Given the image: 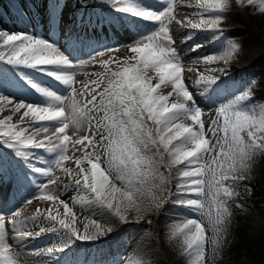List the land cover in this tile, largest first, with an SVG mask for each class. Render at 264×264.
Returning a JSON list of instances; mask_svg holds the SVG:
<instances>
[{
    "label": "snow or ice",
    "instance_id": "obj_1",
    "mask_svg": "<svg viewBox=\"0 0 264 264\" xmlns=\"http://www.w3.org/2000/svg\"><path fill=\"white\" fill-rule=\"evenodd\" d=\"M232 2L188 0L187 6L198 11L178 19L176 0H110L108 6L116 16L103 23L123 25L138 20L152 24L147 34L141 33L123 46L130 55L121 59L112 56L121 46L93 47L88 59L77 60L69 50L71 35L62 48L35 34L0 30V62H6L14 70L21 69L20 82L14 86L27 88L39 97L37 102H27L0 92V114L6 109L11 112L0 118V145L14 150L15 155L31 165L29 171L37 177L34 200L63 207V214L58 209L53 214V207H49L46 215L38 208L35 216L24 220L17 219L20 211L12 212L7 223L12 226L17 247L23 249L25 241L46 231L56 233L62 229L69 240L88 242L111 232V228L90 218H86L83 230L75 226L77 216L73 206L51 188L60 179L56 175L59 170L72 178V185L65 188L75 187L84 193L74 197L73 204L106 209L125 223L129 211L139 214L144 210L145 196L147 207L158 209L163 197L157 192H168L166 203L195 214L170 226V239L181 241L189 264H207L209 242L213 256L219 252L221 233L226 231L225 225L232 217L230 204L240 196L237 182L248 179L257 159L264 158V105L251 102L255 84L251 81L239 94L217 106L206 127L204 110L184 82L185 65L173 46L176 41L171 25L175 22L182 28L212 31L222 37L220 23ZM235 2L256 5L264 13V0ZM79 23L81 27L93 25L90 19ZM187 38L192 39V34L188 33ZM75 40L83 45L91 37L84 34ZM199 47L195 45L194 50ZM239 49L237 42L228 41L221 55L205 56L202 62L206 66L216 61L228 63ZM97 65L102 71L85 73L87 80L77 79V69ZM216 71L224 69L207 68L208 74L199 73L196 85L206 88L217 85L219 77L211 74ZM40 75L52 79L68 95L46 85L38 79ZM169 87L171 90L165 94L164 89ZM17 114L19 119L14 122ZM189 120L190 124L185 123ZM70 128L74 129L72 135ZM81 130L86 134L81 135ZM41 149L43 152L36 151ZM45 153L50 157H45ZM69 161L74 168L67 166ZM172 168L179 174L174 190L168 187L173 179ZM186 195L196 198H184ZM33 199L25 203L31 204ZM41 216L53 226L33 232L30 225H36ZM206 223L213 233L211 239ZM67 247V243L53 246L46 249V254L54 257ZM0 264H20L19 253L8 242L3 214H0ZM131 264L146 262L136 259Z\"/></svg>",
    "mask_w": 264,
    "mask_h": 264
},
{
    "label": "rangeland",
    "instance_id": "obj_2",
    "mask_svg": "<svg viewBox=\"0 0 264 264\" xmlns=\"http://www.w3.org/2000/svg\"><path fill=\"white\" fill-rule=\"evenodd\" d=\"M25 1L31 3L32 0H0V30H5L8 31L9 33L14 31H20L15 28L16 26L13 28L10 27V25L8 26L6 19H8L11 14L16 18H20L19 15L21 14L25 18H20V19L26 20L28 19V17L41 16L43 12L42 10L46 11L48 9L47 6L45 5L47 4V2H49V0H39L38 2L31 3V6L28 5V2L26 4ZM78 2L79 0H64L63 3L56 6L58 8L57 11L66 12L65 14L74 15L77 8L76 3ZM192 2L194 3L195 0H192ZM108 3H106V5L104 6L106 8L105 11L110 9ZM187 4H188V0H176V14L178 19H183V17L185 16H192L191 14L192 12L198 11V9L197 8L195 9V7H188ZM53 7L56 8L55 5H53ZM110 11L109 14L111 13L116 14L114 11L112 10ZM100 12L103 11L100 9ZM224 15L225 18L220 23V29H222L223 32H225L226 28L228 27L237 28L238 30L235 31L233 34L231 33L232 35L231 34L223 35L222 37L219 34H214L212 31H208L205 34V41L210 44L215 43L216 41L219 42L217 44V49L213 52L212 51L208 52L205 56L221 55L225 50V46L228 41L237 42L240 45L239 52L232 59H230L228 63H224V61H216L215 63L207 66H204L205 64H202L201 66H198L197 64L194 65L199 70V72L201 71L200 73H204V74H208L206 72L207 68L210 69L223 68L224 69L223 72L216 71L211 74L219 77L218 82L225 79H229L227 85L228 87L230 86L233 87L231 88L233 90H231L224 98L213 100L214 103L213 101H211L210 104L206 106L204 105L205 108H202L203 107L202 104L199 105L203 110L205 109L203 118L205 119L206 124L210 118H214L215 116L214 113L216 111L214 112L211 111V108L216 107L217 104L219 105L221 103H224L228 99L232 98L234 95L239 94L246 87H248L251 81H254V78L249 73L250 68L256 67L258 70L264 71V13H260L258 11V6L256 5L249 6L246 3L244 5H241L236 3L235 0H233L227 12ZM54 16L56 15L52 14L49 20L52 21ZM81 16L83 17V14ZM95 22L96 21H93V25H96ZM56 23L57 21L52 26L61 27L59 23L57 24ZM116 25L118 26L119 29L123 30V33H125L126 31L130 34L129 38H127L125 42L110 43L109 45L105 46V47H113V48L117 46H121L118 52L112 53V56H114L117 59H121L125 57V55L122 54V49L124 45L132 43L133 39L135 37H138L141 33L147 34L150 28L152 27V24L150 22H140L138 20H136L135 22L129 21L123 25L117 23ZM36 26L38 25L34 23L27 25V27L32 28V30L36 29ZM85 28L88 29L90 27L85 26ZM105 28L109 32H112L114 35H116L114 30L109 29V27L107 26H105ZM171 28H172V35L175 41L177 39H182V40L187 39L188 33H191L193 38L198 37V35L200 34L199 32H201V31L197 32V30H192V29L190 31L189 28H183L184 29L183 31L182 27H180L175 22L171 25ZM175 28H176V32H174ZM179 30H181L182 32ZM75 31L76 30H73L72 32ZM70 33L71 32L68 33L61 32V33H57L55 38L45 37V39H48L49 41H54L58 45L60 43L59 46L63 48L66 44L69 43L67 37L70 35ZM177 34L178 36H176ZM75 38L76 37L73 36V40H72L73 42L71 44H76ZM203 43L204 42H202L201 40L197 41L193 43L191 46L182 49V52L185 54L189 53L194 49L195 45H201ZM173 46L177 47V44L175 43ZM74 58L77 60L88 59L85 56H77ZM196 59L197 57H194L192 58L191 61H196ZM86 69L87 70L89 69V71L91 70L90 71L91 73L93 71L95 72L102 71V69L98 65L94 67L83 68V72L84 70L86 71ZM81 71L82 70L80 69L77 72L79 73ZM89 71L87 73H89ZM18 72L19 70L17 69L14 70L13 66L7 65L6 62H0V92H3L4 94H7L11 97H21L27 102H37L39 97L36 94H34L31 90L27 88L19 89L18 87L14 86L16 83L20 82V77ZM88 78L89 77L85 79L87 80ZM38 79L44 82L46 85H50L53 89L57 90L59 94L68 95L67 91L57 83L50 80H46V78L43 79V77H38ZM51 82L53 84H51ZM254 86L255 85L252 86L253 99L251 102L257 106L264 105V89H255ZM189 90L190 91L192 90L193 92L194 91L199 92L203 90V86L198 87L196 85L192 89L189 88ZM8 114H11V112L7 109L2 114H0V117L2 118V116H6ZM185 123L190 124L191 121L190 120L185 121ZM68 131H69V135H71L74 129L70 128ZM83 132L84 131L81 130L80 134L81 135L86 134ZM4 147L6 146L0 145V149H1L0 160L3 161V165L0 166V190L3 192L0 194V202L1 203L6 202L5 199L7 196H9V194H11V192H13L11 196L16 198V200H14L13 197L12 199L7 198V200L10 201V203L8 202L9 206L13 207L12 208L13 210H11L10 213H2V210L0 209V214L5 215L7 219L12 212L16 211V209L27 205V203H25L26 200L33 199V197L37 195V187H36L37 177L34 176L28 169L20 168L19 171L21 170L20 171L21 173H18V171H16L15 168L13 169L14 166L12 164H10L6 160H3L5 156L10 155L12 157H15L16 162H19V164L22 165L28 164V162L25 159H23L22 157L19 158V156L15 155L14 150H10V151L2 150ZM38 151L39 150H37V152ZM39 152H43V150L41 149ZM70 154H71V149H70ZM45 155L46 157L50 156L47 153H45ZM76 155L78 156L80 155V153L77 152ZM165 159L167 160L168 158L165 157ZM28 165L29 167H31L30 164ZM67 166L73 168L75 167L71 161L67 163ZM160 170L165 171L164 168H161ZM19 175L25 177V179L23 178L19 179L20 178L18 177ZM56 175L57 176L59 175L60 177L61 175L63 176L64 174H59L56 172ZM178 175L179 174L177 169L174 170V168H172L173 183H171V185L168 186L169 189L171 190L175 189V185L177 183L176 178H178ZM62 176L57 181L58 183L51 186L52 190L57 194H59L60 199L66 200L67 198L66 201H68L69 203L70 201L73 202L72 199L73 197H76L80 194L84 195L83 192H78L75 187L65 188V185H72L73 181L71 177L65 175L63 177ZM40 179L45 180L46 178L41 177ZM247 180L264 183V158L257 159L252 171L248 174ZM12 181H15L14 186L10 184ZM156 183L159 182L156 181ZM15 192H17V195L15 194ZM157 195L163 197V199L160 201L161 204L160 208L157 209L155 207L152 208L147 207L148 197L145 196L144 210H142L139 214L136 213L135 210L129 211L127 214L128 215L127 223L120 221L118 217L110 213L111 216V221L109 222L111 223L110 226L111 232H109L110 234L109 235L106 234L105 236L100 237L98 241H93V243H95L93 245L92 243L87 242L86 245H82L80 247L77 245L73 246L70 244L71 242L74 241L73 238H71V240L69 241L68 234L61 229L62 231L56 233H51V234L47 233V235L50 236L48 237L44 236L42 238H39L35 242V244H33V246H30L25 250L15 249L13 251L19 253L20 264H56L57 260H59V264H78L79 262H86L87 260L84 258V255L87 257L92 252L94 254L96 251L95 249L97 248L99 249L105 248V249H109V251L110 249L111 251L113 250L112 255H110L107 251L102 254H100L99 252L100 255L98 254L102 258L106 254H109L111 264H118L123 261H127L126 264H131V262L135 261L136 259L144 261L146 262V264H189L188 258L185 255H183V245L181 241L179 239L176 240L170 239V226L178 222L184 216L191 217L194 216L195 214L188 212L187 209L178 208L171 203H166L165 201L168 200V192H163V193L157 192ZM184 198H196V197L194 195H186ZM117 199H119L118 194H117ZM172 199H175V196H173ZM12 200L15 202L11 203ZM44 202L48 203V201H44ZM71 202L70 204L74 207L75 212L79 211L80 208L82 209V212H84L86 216L85 218L96 219V215L99 214L100 211L101 212L105 211L108 213L106 209H101L95 205L81 206L80 204H73ZM205 203L207 206L208 204L207 199L205 200ZM237 204L241 205L242 207H237L236 213H234L231 210L232 217L230 221H228L225 225L226 231L221 233V237H220L221 248L219 252L215 256H213L211 243L209 242V244L207 245V251H206L207 264H245L246 262H248V258L242 254L235 255L233 253L227 252L228 248L235 243L237 239L236 236L237 229L240 226L245 227L249 236H258L260 234H264V210L261 209L253 210L247 205L246 201L238 202ZM92 206L93 208H91ZM50 223L51 221H48L44 218V220L39 219V222L36 225H30V227L33 232L36 230H37L36 232H38L41 226L47 229ZM86 223L87 221L85 222V224ZM84 225L82 227L79 225L77 226L75 225V226L83 230ZM205 226L208 229V237L209 239H211L213 233L211 229L208 228L207 223L205 224ZM11 227L12 226L10 227L8 226L7 228L6 225V229L8 230L9 237L14 235V233L11 232ZM61 239L64 240V242ZM99 241L103 242L102 244L103 247L99 246L101 244V243H97ZM59 242L61 243V245L67 243L68 244V247L66 248L67 250H65L64 253L56 254V256L54 257L48 256L46 254V249L53 246H61ZM43 246H45V249H42V253L39 254L41 256L35 255L34 252L38 248H41ZM96 260L97 262L99 261V259Z\"/></svg>",
    "mask_w": 264,
    "mask_h": 264
},
{
    "label": "bare ground",
    "instance_id": "obj_3",
    "mask_svg": "<svg viewBox=\"0 0 264 264\" xmlns=\"http://www.w3.org/2000/svg\"><path fill=\"white\" fill-rule=\"evenodd\" d=\"M33 1V2H32ZM31 3H35V2H38L39 0H32ZM26 4L28 1H25ZM64 0H49V4H50V7H48V9L46 11L42 10V15L41 16H38V17H28V19L26 20H21L20 18H16L14 17L12 14L10 15V17L8 19H6V22L8 24V26L10 25V27H15L17 30H20V31H14V32H11V33H21V31H24L25 33H28V34H35L37 37H41V38H45V37H51V38H55L56 34L57 33H68V32H71L70 35L73 37H83L84 34H86L87 36L91 37V40H88L86 41L85 44H80V43H77L75 41L76 44H71L70 47H69V50L72 52V56L73 57H77V56H85L88 58L89 56V53L92 51V48L93 47H105L107 45H109L110 43H116V42H125L127 40V38H129L130 34L128 32L125 31V33H123V30L119 29L118 26L116 25L117 23H115L114 25L112 24H107V23H103L104 21L106 20H110L112 19L114 16H116V14L114 13H111L109 14V11L111 9H108L107 11L106 8H102L100 6V3H104L105 0H79L78 3H76L77 5V8H76V12L74 15H71V14H65L66 12H61V11H57L58 8L56 6L60 5L61 3H63ZM108 2H110V0H108ZM149 2H151V0H149ZM31 3L28 2V5L31 6ZM53 5H55V7L57 8H54ZM100 9L103 11V12H100ZM196 9V8H195ZM30 10V9H29ZM40 10V8H39ZM30 12V11H29ZM111 12V11H110ZM195 12H192L191 14H193ZM52 14H55L56 16H54L53 20H49L50 16ZM83 14V17L81 16ZM29 16H30V13H29ZM84 20V21H87V20H93V21H101L102 23H100L99 25H92L90 28L86 29L85 27H81L80 25V21L81 20ZM57 21V23H59V25H61V27H53L52 25ZM31 23H34L38 26H36V29H33L32 28H28L27 25L31 24ZM56 23V24H57ZM105 26L109 27V29H112L115 31V34L114 35L112 32H109ZM146 27V26H144ZM35 28V27H34ZM95 28V31H93L92 29ZM102 28V29H100ZM64 29V30H63ZM99 29V31H98ZM183 29V28H182ZM181 29V30H182ZM73 30H76L75 32H72ZM179 30V31H181ZM189 30V29H187ZM238 29L237 28H232V27H228L226 28V31L223 32V35H229V34H233L235 31H237ZM61 31V32H60ZM184 31V29H183ZM191 31V29H190ZM198 31H201L199 32L200 34L198 35V37H194L192 39H177L176 40V44H177V51L180 53V56L182 58V60L184 61V65H185V71L183 73V77H184V82L185 84L190 88L192 89L193 87L196 86V83L195 81L198 79V75L199 73V70L197 71V68L194 66V65H198V66H201L202 64H204L202 62L203 60V57H205V55L208 53V52H213L217 49V44L219 41H216L215 43H208L205 41V34L208 32L207 30H197ZM176 32V28H175V31ZM182 32V31H181ZM74 33V35H73ZM231 34V35H232ZM236 34V33H235ZM178 36V34L176 35ZM131 38V37H130ZM202 41L204 42L203 44H201V47H199L198 49H193L191 52L189 53H183L182 52V49H184L185 47H189L191 46L193 43L197 42V41ZM179 42H180V45H179ZM130 44V43H129ZM128 45V44H126ZM122 54L126 56L130 55V52L127 50L126 47H123L122 49ZM123 56V55H122ZM194 57H197L196 61H191L192 58ZM83 58V57H82ZM186 60V61H185ZM206 66V65H204ZM188 68H192L193 71H188L187 69ZM91 69V68H90ZM19 70V72L21 71V69H17ZM80 70V69H79ZM77 70V71H79ZM82 71L78 73L77 75V79L78 80H86L85 78H87V76L85 75V73H87L89 71V69L86 71L84 70L83 72V69H81ZM23 71H29L27 69H23ZM91 71V70H90ZM89 71V73H91ZM18 72V73H19ZM95 72V71H93ZM39 77H43L46 78V80H50V81H53L52 79L48 78L47 76L45 75H40ZM229 81V79H225V80H222V81H219L217 82V85H211L209 87H205L204 85H197L198 87L200 86H203V90L202 91H192L191 92L193 93V96L195 97L196 101H197V104L198 105H201L202 104V108H205L206 105L210 104L211 101L213 100H217V99H221V98H224L231 90V88H233L232 86L228 87L227 85V82ZM54 82V81H53ZM153 83H155V81H153ZM51 84H53L51 82ZM170 87L169 88H165L164 89V92L165 94L170 91ZM173 100L176 99L175 96L172 97ZM38 101V100H37ZM214 103V101H213ZM205 105V106H204ZM217 106L218 104L216 105V107H213L211 108V111H216L217 109ZM201 107V106H200ZM208 108V107H207ZM7 110V109H6ZM205 110V109H204ZM209 111V110H208ZM210 113V112H209ZM215 114V113H214ZM9 115V114H8ZM213 115V114H212ZM207 116V115H206ZM3 117V116H2ZM1 118V117H0ZM210 118V117H209ZM19 119V116L16 115L14 116L13 120L14 122L17 121ZM27 119V118H26ZM208 119V118H207ZM206 127H207V124H206ZM85 133V132H83ZM72 135V134H71ZM2 150L4 151H10L12 149H9L7 147H4ZM1 151V149H0ZM3 151V152H4ZM28 151V150H26ZM37 151V150H36ZM40 151V150H39ZM38 151V152H39ZM70 154V153H69ZM45 155V154H44ZM46 157V155H45ZM48 157V156H47ZM50 157V156H49ZM20 158V157H19ZM3 160H6L8 161L10 164H12L14 167L13 169L15 168L16 171H18V173H21L19 171V169H28L29 170V165L26 164V165H22V164H19V162H16V158L15 157H12L10 155H7L5 156V158ZM69 163V162H68ZM3 165V161L0 160V166ZM22 165V166H21ZM8 166V165H7ZM176 168H174L175 170ZM57 173L59 174H63L62 172H60L59 170L56 171ZM59 176V175H58ZM62 176V175H61ZM60 176V177H61ZM64 176V175H63ZM62 176V177H63ZM18 177H20L19 179L23 178L25 179V177L19 175ZM14 180V178H13ZM18 181V180H17ZM27 181V180H25ZM15 181H12L10 184L11 185H15L14 183ZM4 183V181H3ZM18 183V182H17ZM58 183V182H57ZM173 183V182H172ZM76 192V191H75ZM3 193L1 190H0V194ZM13 194V192H11V194H9V196L6 197V202H0V209L2 210V213H10L11 210H13L11 206H9L8 202L10 203V201L7 200V198H11L13 196H11ZM15 194L17 195V192H15ZM83 194V193H82ZM81 195V194H80ZM72 197V196H71ZM77 197V196H76ZM74 198V197H73ZM72 198V199H73ZM14 200H16L15 197H13ZM67 200V198H66ZM64 200V201H66ZM15 201H11V203H13ZM68 203V201H66ZM71 202V201H70ZM69 202V205L72 206ZM73 203V202H71ZM49 207H53L54 209V213L55 214V210H59V212L61 214H63V207L60 206V205H55L53 204L52 202H44V201H37V200H34L31 204H27L23 207H20L18 209H16V211H20L21 215L20 217H18L17 219L18 220H24V219H28V218H31L33 216L36 215V209H40L42 212H45V210ZM74 208V207H73ZM76 208V207H75ZM78 208V206H77ZM93 208V206L91 207ZM95 208V206H94ZM78 210V209H77ZM98 210V208H97ZM75 211V210H74ZM94 211V210H93ZM103 211V210H102ZM108 211V210H107ZM91 212V211H90ZM97 212V211H96ZM76 216H77V223H76V226L79 225V226H83L85 224V222L87 221L86 220V216L84 214V212H82V209L80 208L79 211H76ZM110 213L108 211L105 212H99V214L96 215V219L97 222H99L103 227L105 228H110L111 226V223H109L111 221V216H110ZM96 214V213H95ZM45 215H46V212H45ZM93 217V216H92ZM10 219V216L6 219V225H7V228L8 226L10 227L11 224L10 223H7V221ZM39 219H43V216H41ZM88 222V221H87ZM52 223V222H51ZM47 224L49 227L48 228H51L53 226V224ZM42 224V223H41ZM42 227V226H41ZM47 228V229H48ZM38 229V228H37ZM37 231V230H36ZM34 231V232H36ZM62 231V230H60ZM10 232V231H9ZM12 232V231H11ZM64 232V231H63ZM47 233L51 234L53 232H48L46 231L44 234L40 235L39 237H32V238H29L27 241H25V245L26 247H24L23 249L17 247V243H14V235L12 236H8V242H10V244L12 245V249L15 250V249H18V250H25L27 248H29L30 246H33V244H35V242L39 239V238H42V237H48L50 235H47ZM110 233H107V235H109ZM53 235V234H52ZM103 237V236H102ZM100 239V238H99ZM60 240V239H59ZM62 240V239H61ZM68 240V238H67ZM74 242H71L70 244L71 245H77V246H82V245H86V243L88 241H75V239L73 238ZM64 242V240H62ZM70 241V240H69ZM98 241V240H97ZM40 242V241H39ZM61 242V241H60ZM59 242V244L61 245V243ZM66 242V241H65ZM90 243L95 244L93 243V241H91ZM97 243H101L99 246L103 247L102 244L103 242L99 241ZM58 244V245H59ZM69 244V245H70ZM51 246V245H49ZM48 246V247H49ZM98 246V247H99ZM47 247V246H46ZM58 247V246H57ZM72 247V246H71ZM77 247V248H79ZM76 248V247H75ZM42 249H45V246L41 247V248H38L34 253L35 255H39L40 253H42ZM67 250V249H66ZM95 253L93 254V252L88 255L87 257L84 255V258L87 260L86 262H79L78 264H111V261H110V258H109V254L112 255L113 253V250L109 251V249H105V248H97L95 249ZM108 252L109 254H106L105 256H103V258L101 256H99L100 254L102 253H105V252ZM28 252V251H27ZM31 252V251H30ZM100 252V254H99ZM32 254V253H31ZM30 254V255H31ZM99 254V255H98ZM34 255V257H35ZM41 256V255H39ZM77 256H80V255H77ZM82 257V256H81ZM38 258V257H37ZM102 258V259H101ZM96 259H99V261L97 262ZM127 261H123V262H120L118 264H126Z\"/></svg>",
    "mask_w": 264,
    "mask_h": 264
},
{
    "label": "trees",
    "instance_id": "obj_4",
    "mask_svg": "<svg viewBox=\"0 0 264 264\" xmlns=\"http://www.w3.org/2000/svg\"><path fill=\"white\" fill-rule=\"evenodd\" d=\"M250 75L254 78L255 89H264V71L256 67L249 69ZM240 196L235 198L231 204V210L236 213L237 203L246 201L247 205L253 209L264 210V183L257 181H238L237 189ZM237 239L227 252L235 255H244L248 258L245 264H264V234L249 236L245 227L240 226L236 233Z\"/></svg>",
    "mask_w": 264,
    "mask_h": 264
}]
</instances>
